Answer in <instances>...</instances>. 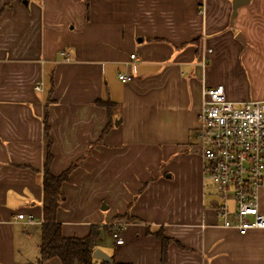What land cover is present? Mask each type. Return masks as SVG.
<instances>
[{"label": "crops", "instance_id": "1", "mask_svg": "<svg viewBox=\"0 0 264 264\" xmlns=\"http://www.w3.org/2000/svg\"><path fill=\"white\" fill-rule=\"evenodd\" d=\"M231 1L0 0V264L38 257L44 122L50 174L75 165L56 213L63 237L119 222L123 243L95 246L118 264H161L147 232L159 229L173 241L166 264H264V231L219 227L197 149L204 87L264 101L250 91H264V0L239 8L234 23ZM236 29L244 49L232 44ZM222 37L231 50L218 48ZM231 69L249 79L247 93L228 87ZM107 101L110 120L97 104ZM127 211L135 221H114Z\"/></svg>", "mask_w": 264, "mask_h": 264}, {"label": "built area", "instance_id": "2", "mask_svg": "<svg viewBox=\"0 0 264 264\" xmlns=\"http://www.w3.org/2000/svg\"><path fill=\"white\" fill-rule=\"evenodd\" d=\"M119 80L129 78L119 75ZM34 90L40 91V84ZM196 138L203 174L219 197L217 208L223 217L219 227L241 234L264 231V102L235 104L228 101L223 86L204 87ZM112 227L111 237L121 245V225Z\"/></svg>", "mask_w": 264, "mask_h": 264}, {"label": "trees", "instance_id": "3", "mask_svg": "<svg viewBox=\"0 0 264 264\" xmlns=\"http://www.w3.org/2000/svg\"><path fill=\"white\" fill-rule=\"evenodd\" d=\"M3 11L0 12V15ZM100 107L105 108L107 116L109 113L110 120V107L107 102L97 103ZM109 107V108H108ZM49 127L44 122V133L47 137V152L45 164L42 170V223L40 227V242L38 245V257L33 263L26 264H45L46 262L57 259L60 264H93L97 262L92 259V252L95 249L96 243L103 231L111 233V225H91L89 231L83 238H65L62 236L61 225L56 222V213L62 200L60 192L61 185L68 181L69 175L75 169V165L70 166L61 175L54 177L50 174L49 167L51 163L50 147L51 143L48 137ZM145 185L142 186V191ZM134 201V200H133ZM132 207L129 204L128 209ZM126 220L133 222L135 219L131 218L128 211L121 216H116L114 221ZM150 233L161 245V264H166L167 261V248L173 241L166 238L161 229L156 232ZM113 264L114 257H111ZM100 264H105L99 262Z\"/></svg>", "mask_w": 264, "mask_h": 264}, {"label": "rangeland", "instance_id": "4", "mask_svg": "<svg viewBox=\"0 0 264 264\" xmlns=\"http://www.w3.org/2000/svg\"><path fill=\"white\" fill-rule=\"evenodd\" d=\"M238 10V9H237ZM236 14H237V12H236ZM235 18H236V15H235V17L232 19V22L234 23V21H235ZM237 34H240L241 36H242V33H241V31L239 30V29H236V30H234V32H233V45H235V46H239L240 47V43L238 42V41H236V39H235V37L237 36ZM242 38H243V36H242ZM225 41H227V43H225ZM243 41H244V39H243ZM245 43V42H244ZM242 46V45H241ZM230 47H231V41L230 40H228V39H226V38H224V37H222V38H220L219 39V45H218V48H220V49H224V50H226V51H229V50H231L230 49ZM234 47V46H233ZM243 48V47H242ZM245 48V47H244ZM243 48V49H244ZM202 65H203V63H202ZM234 69V68H233ZM233 69H231V70H229V71H227V74L224 76L223 75V77H225L226 78V80H227V82H228V87H230L231 88V90H232V92H233V90H236L237 92H235V93H247V89H248V87H247V82H249V79H247V78H245V75H244V73H243V71L241 70H233ZM233 70V71H232ZM252 89H254L255 90V92L256 93H260V94H263V87L261 86V85H258V83L256 84V85H254V86H250V91L252 90ZM262 96V95H261ZM240 99V98H239ZM239 99H238V97H235V99H232V100H234V101H239ZM253 99V98H252ZM230 101V100H229ZM251 101H253V100H250V101H246V102H244V103H247V102H251ZM231 102V101H230ZM255 102H259V101H255ZM264 102V101H263ZM232 103H234L233 101H232ZM235 104H243V103H235ZM192 138H193V136H192ZM192 138H190V141L192 140L193 141V139L194 140H196L195 139V137L192 139ZM197 149H198V147H197ZM198 152H199V149H198ZM199 154H200V152H199ZM204 188H205V193L207 194V193H212L213 192V190H214V187H213V185H211L209 182H206L205 183V186H204ZM207 197V201H209L210 200V197L209 196H206ZM232 208H233V205L232 204H230V210H232ZM119 223V222H118ZM112 224H114V222L113 223H111L110 225H111V232H112V230H113V227H112ZM120 225H121V228L119 229V234L121 235V231L124 229V227L126 226V224L125 223H119ZM111 234V233H110ZM101 240H104L105 242H107L109 245L111 244V242H112V237L108 234V232H106V231H103L101 234H100V237H99ZM99 240V239H98ZM96 249V248H95ZM94 249V250H95ZM93 259V258H92ZM95 260V259H94ZM97 261V260H96Z\"/></svg>", "mask_w": 264, "mask_h": 264}, {"label": "water", "instance_id": "5", "mask_svg": "<svg viewBox=\"0 0 264 264\" xmlns=\"http://www.w3.org/2000/svg\"><path fill=\"white\" fill-rule=\"evenodd\" d=\"M249 2H250V0H232L231 1V9H232L231 19H233L235 17L237 9L248 5ZM235 39H236V41H238L242 45L243 48L245 47V43H244L243 38H242V36L240 34H237ZM91 256H92L93 259H95L97 261H100V262H103L105 264H113L110 256H108L106 253H104L100 249H95L92 252Z\"/></svg>", "mask_w": 264, "mask_h": 264}]
</instances>
